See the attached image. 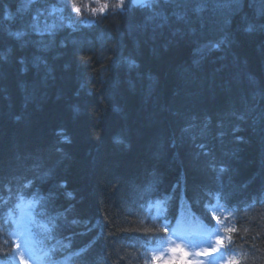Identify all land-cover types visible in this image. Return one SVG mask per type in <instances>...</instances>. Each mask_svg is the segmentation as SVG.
<instances>
[{"label":"trees","instance_id":"1","mask_svg":"<svg viewBox=\"0 0 264 264\" xmlns=\"http://www.w3.org/2000/svg\"><path fill=\"white\" fill-rule=\"evenodd\" d=\"M261 25L264 0H0V264L17 194L61 264H148L215 198L228 264H264Z\"/></svg>","mask_w":264,"mask_h":264},{"label":"rangeland","instance_id":"2","mask_svg":"<svg viewBox=\"0 0 264 264\" xmlns=\"http://www.w3.org/2000/svg\"><path fill=\"white\" fill-rule=\"evenodd\" d=\"M16 221L13 233L16 248L10 264H44L43 248L30 232L26 208L21 207ZM190 225V222L184 223L183 231L172 228L165 238L152 245L149 264H226L227 255L217 240L218 220L207 230L200 225L190 230Z\"/></svg>","mask_w":264,"mask_h":264},{"label":"snow or ice","instance_id":"3","mask_svg":"<svg viewBox=\"0 0 264 264\" xmlns=\"http://www.w3.org/2000/svg\"><path fill=\"white\" fill-rule=\"evenodd\" d=\"M29 2H32V0H29ZM121 2L123 3V0H121ZM132 2H133V3H137L138 0H132ZM157 2H158V0H157ZM165 2H167V0H165ZM77 11H78V10H77ZM3 18H4V20H6V21L9 20V19H11L10 15L8 14L7 11H5V13H4V17H3ZM29 27H32L33 30H35L33 25H29ZM261 27L264 28V25H261ZM245 31H248V32L253 31V27H252V25L250 24V25L248 26V28L245 29ZM8 34H9L10 36H13V37H16V38H20V37H22V36L25 35V32L22 31V30H17V31H15V32H9ZM221 43H223V41H221ZM213 47H219V44H217V45H213ZM0 59H3V57H0ZM24 63H25V61H24L23 59H21V60H20V64L23 65ZM130 63L135 64L134 61H132V62H130ZM136 67H139V65H136ZM27 70H28V69H27L26 67L21 68V72H26ZM238 139H240V138H238ZM221 170L223 171V169H221ZM213 219H216V218L213 217Z\"/></svg>","mask_w":264,"mask_h":264},{"label":"water","instance_id":"4","mask_svg":"<svg viewBox=\"0 0 264 264\" xmlns=\"http://www.w3.org/2000/svg\"><path fill=\"white\" fill-rule=\"evenodd\" d=\"M143 1H146V0H138L137 3H133L132 0H131V2H132L134 5H138V4H140L141 2H143Z\"/></svg>","mask_w":264,"mask_h":264},{"label":"bare ground","instance_id":"5","mask_svg":"<svg viewBox=\"0 0 264 264\" xmlns=\"http://www.w3.org/2000/svg\"><path fill=\"white\" fill-rule=\"evenodd\" d=\"M9 21H11L10 23H13L12 21H15L16 23H18V20L15 19V18H13V19H11V20H9Z\"/></svg>","mask_w":264,"mask_h":264}]
</instances>
